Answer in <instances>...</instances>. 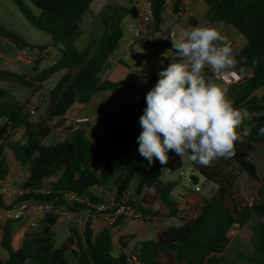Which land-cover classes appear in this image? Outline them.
I'll use <instances>...</instances> for the list:
<instances>
[{
    "label": "trees",
    "instance_id": "trees-1",
    "mask_svg": "<svg viewBox=\"0 0 264 264\" xmlns=\"http://www.w3.org/2000/svg\"><path fill=\"white\" fill-rule=\"evenodd\" d=\"M21 10L30 26L51 36L50 45H32L18 32L0 25V37L18 49L37 48L44 52L55 48L59 55L49 67L39 68V58L28 72L0 68V81L21 86L30 91L25 103L0 105V180L8 173L4 149L27 168L29 178L20 189L15 201H5L0 195V208H11L20 201L52 203L53 210L28 232L19 248H13L14 225L8 221L1 226V248L7 259L0 264H71L66 254L70 251L79 264H130L126 254L134 236H125L118 242L113 232L127 216L108 223L97 213V205L113 200L131 207L143 216L144 222L153 224L159 219H176L178 227L158 229L156 238L140 243L137 255L143 264H264V196L260 200L246 201L239 183L246 176L253 185L260 184V176L253 156L264 151V136L258 135L264 126V0H202L209 9L205 20L210 24L232 27L244 38L245 44L234 50L238 61L237 74L248 70L252 74L240 84L227 86L228 97L237 108H247L249 116L238 131L244 128L250 134L243 143L235 145V155L219 158L210 166H201L190 160L199 177L217 185L211 197L189 189L181 198L172 194L175 183L163 185V168L159 160L153 163L138 152L137 137L142 128L139 117L146 108V94L154 87L158 76L148 80L141 89L127 83L101 81L99 74L108 66L109 58L119 48L123 30L119 19H104L110 30L97 40L93 38L87 48L79 52L76 42L84 34L90 7L95 0H30L38 10L34 13L24 0H12ZM150 23L148 32L162 31L167 0H145ZM185 12L184 0H173L172 15ZM138 19L135 7L129 10ZM191 24H195L191 20ZM256 61L253 64V61ZM209 76L213 73L205 68ZM64 72L48 94L44 117L33 122L32 101L45 97L46 83L56 74ZM111 91L133 95L137 102L130 110H123L110 123L104 125V140L90 139L85 126L69 134L63 129L64 116L76 104L88 109ZM6 91L0 89V102ZM40 106L37 105V108ZM63 130L64 139L49 143L48 137ZM169 151L167 155H172ZM168 163V162H167ZM145 166L146 170L141 171ZM137 185L133 188V182ZM112 186L100 196L94 190ZM198 186V184H197ZM63 209L74 213L86 212L88 218L83 232L71 227V235L58 243L54 227ZM250 226V244H243L233 232ZM239 249L234 259L224 258L230 247ZM243 246V245H242ZM115 250L118 254L114 255Z\"/></svg>",
    "mask_w": 264,
    "mask_h": 264
},
{
    "label": "clouds",
    "instance_id": "clouds-1",
    "mask_svg": "<svg viewBox=\"0 0 264 264\" xmlns=\"http://www.w3.org/2000/svg\"><path fill=\"white\" fill-rule=\"evenodd\" d=\"M171 41L178 58L158 73L146 94L147 106L139 117V154L149 165L154 158L167 164L169 151L182 159L187 154L201 166L233 157L236 143L250 134L248 128L238 131L249 113L235 107L228 87L205 71L207 67L215 76L235 75L238 61L232 47L214 26L193 27L183 33V40ZM258 135L264 136V126Z\"/></svg>",
    "mask_w": 264,
    "mask_h": 264
},
{
    "label": "crops",
    "instance_id": "crops-1",
    "mask_svg": "<svg viewBox=\"0 0 264 264\" xmlns=\"http://www.w3.org/2000/svg\"><path fill=\"white\" fill-rule=\"evenodd\" d=\"M139 1L140 0H109V2L105 5L104 10L101 12V14L99 15V17L97 19H89L87 16V20H86V24H85V28H84V34L82 35V37L77 42H82V40H85L82 38L86 36L87 40H86V44L84 46L86 48L89 45V42H91V40L93 38L100 40L104 36L105 32L110 30V28H107L105 26L104 19L105 18L109 19V17L119 19L116 14L119 11L123 10V8L126 7V3L130 4L129 10L131 8L135 7L138 11V14H139L141 11V8H140L141 4ZM184 4H185V12H183V15L181 17H178L177 15H172L171 17H172V23L173 24L169 28L164 29L162 27L161 32L152 33L149 31L148 33L145 34L146 39L148 38V40L152 39L154 41V43H155L154 49L157 51V54L163 56L164 53H166V51H175V49L173 48L172 41H171L172 38L169 37V34L171 31H174L176 34L175 38H173V39H175L179 42V41L183 40V33L186 30H190L191 28L197 27V26H200V27L214 26L218 31H220L221 35L224 37V42H227V41L232 42L233 51L239 50L245 44L244 38L241 37L240 35H238L237 32L232 27L226 26L224 24H210L205 20V15H206L209 7L202 0H184ZM191 20H193V22L195 24H191ZM136 23H137V20H136ZM30 30L31 29H28V27H27V31L29 33H31ZM126 36H127V31L123 30V38L120 41L119 48L110 57V58H116V60H117L116 65H117V67L120 68L119 73L116 74V76L114 77L110 72H108V69L112 65L111 63H108V66L106 67L104 79H100V80L101 81L109 80L112 82L121 81L122 83L131 84L135 87L142 89L143 86H141V84H139L138 82H134V84L127 82V79L130 77V75L132 73V68H138L142 65H145V66L147 65V64H145V61L141 62L145 56H142L138 52L140 51V48H142V46H145L149 43H148V41H145L144 43H140V44L134 43V44H132L131 47H129L128 51L124 54V56H118V52H120V50L122 48L123 40L126 38ZM54 50H56V49L50 47L49 49H47L44 52H41V53L39 52L35 61H37L41 57L44 59L43 62H46L45 59H48L51 56L50 54L52 52H54ZM142 51H143V48H142L141 52ZM23 52H25V51H23ZM23 55H26V53ZM17 56L18 57H16V58H10V60L13 61L17 67L16 70H14V71L25 72V73L30 71L29 68L31 67V63H30L31 60L30 59L29 60L23 59V57H19V55H17ZM166 56H168V55H166ZM57 58H58V56L52 57V59H48V61L46 62L47 66H45V67H49L50 65H52L57 60ZM161 70L162 69H155L154 67H150L149 69L143 70L142 74H143V79H144L146 85L148 83V80L153 76H158V73ZM251 74H252V71L248 70L245 73H243L242 75H239L236 72H235V75H227V76H225V75H220V76L213 75V80L216 83L222 84L224 86H229L232 84H240V83L244 82L247 78H249L251 76ZM134 81H137V80H134ZM50 89L51 88L45 87V91H44L45 96L48 97ZM6 94H7V92H6ZM136 102H137V98L132 97L131 95L124 94L121 97H116L113 95L105 94L101 98H99L94 103V105H92L88 109H83L80 105L76 104L72 107V109L70 111H72L76 116H79V117H89L93 120H101L102 121V123L98 126H93L91 124L85 126V127H92L93 128V130H91V132L89 133V136L91 137L90 139H94L96 141H97V139H99V141H97V142L101 143L105 138V132L102 133V131H100V128H102V130L104 131V129H103L104 125L110 123L112 120H114L116 117H118L119 114L121 113V111L130 110L135 105ZM30 107L33 110L31 120L34 122V121H36V120H34V115H36L37 111H39V113H43L45 115V110L47 108V105L43 104L42 106L37 108V106H35L32 102V105ZM110 110H114V112L109 113ZM64 134L65 133L63 132V130H61V131L53 133L51 135H53V136L60 135L61 136ZM86 134H87V132H86ZM49 137H48V142H49ZM51 143H55V142H51ZM3 152H4V156L6 157V164L8 167V173H7V176L5 177L4 180L6 181V184L8 186H10L11 188H14L16 190H19L21 192L20 187L25 181L28 180L30 174H29L27 168L24 167L13 156V154L8 149L5 148ZM172 171L173 172L175 171V169L173 167H172ZM198 184H199V182H198ZM136 185H137V180H135L133 188H135ZM111 186H112V182L109 183L106 187H102L101 189H95L94 192L96 195L100 196L103 191H107V189H109ZM198 187H200V186L198 185ZM202 191H203V189L201 188V192H199V193H202ZM3 200L8 201V202L12 201V200H9V199L4 198V197H3ZM79 215L83 216L85 218L86 217L88 218V214L86 212H81V213H79ZM44 218H45L44 214L39 213V212H35V213H32V214L24 217L23 219H21L17 223H15L14 234H13V243H12L14 246V249L17 250L19 248L20 243L23 240L24 236L28 232L32 231V229L35 227V225L38 224L39 222H41ZM63 220L64 219L60 218L54 227V231L57 234V238L59 237L58 236L59 230H61L63 235L68 234V237L71 235V231H70L71 225H69V223H67ZM160 220H170V219H159L156 221H160ZM172 225H175V224L172 223ZM1 226L2 225H0V230H1ZM171 227H173V226H171ZM158 229H167V228L157 227L154 223L153 224H149V223H145V222L142 223L141 220L136 221V220H133L131 218L130 219L126 218L124 220V222L114 231V232H116L115 236L117 238H115L114 232H113V237H114V240H116V242H118L120 239H122L125 236H134V239L130 243V244L134 245L133 249L130 250V253H129V255L131 256L132 253H138V251L140 249V243L145 241V237H144L142 240H138L137 242H135V240H137L138 235L140 233H143V235L147 237L146 240L155 239ZM70 253L71 252L69 251L66 254V256L69 259V261L71 262V264H79L77 259L74 258L71 260V258L68 257ZM7 258H8L7 254L4 255L2 252H0V259L5 261Z\"/></svg>",
    "mask_w": 264,
    "mask_h": 264
},
{
    "label": "rangeland",
    "instance_id": "rangeland-1",
    "mask_svg": "<svg viewBox=\"0 0 264 264\" xmlns=\"http://www.w3.org/2000/svg\"><path fill=\"white\" fill-rule=\"evenodd\" d=\"M26 6L32 10L34 13H37L38 10L31 4L30 0H24ZM109 2V0H95L93 2V4L90 7V12L88 15L89 19H97L99 17V15L101 14V12L104 10L105 5ZM141 6L140 8L146 9L147 5L145 0H140L139 1ZM129 8H130V4L126 3V7L123 8V10L119 11L116 15L119 18V22H120V26L123 30L127 31V36L126 38L123 40V44H122V48L120 50V52H118V56H124V54L128 51L129 47L132 46V44L137 43H144L145 41H148L149 44L142 46L143 51L141 52L142 48H140V51L138 53H140L142 56H145L144 59H142L141 62L145 61V65H142L138 68H132V73L130 75V77L127 79V82L133 83L134 82H138L139 84H141V86H143L142 89H146L147 85L143 79V74L142 71L145 69H149L150 67H154L155 69H163L166 68L168 66V64L171 62V60H176L177 54L175 53V51H166V55L168 56H162L157 54V51L154 49L155 43L154 41L148 40V38L146 39V35H142L141 37H136L135 36V30L137 27V23L136 20L133 19L129 13ZM172 8H173V0H167V5L165 8V22L163 25L164 29L169 28L173 23H172ZM111 11V10H110ZM0 25L4 26L5 28L14 30L16 32H18L28 43L33 44V45H50L51 44V36L48 34H45L43 32H40L38 30H36L35 28H33L32 26L29 25V23L27 22L25 16L23 15V13L21 12L20 8L12 1V0H0ZM27 27L28 29H31V33H29L27 31ZM82 42H76L75 44V48L79 51L82 52L84 51L86 48L84 47L86 44V36L83 37ZM84 41V42H83ZM84 43V44H83ZM90 44V42H89ZM25 51V52H23ZM54 50V52H52L50 55V57L48 59H52V57H57L59 55L58 51ZM26 55H23L25 54ZM39 54V50L37 48L31 49V48H26L24 50L21 49H17L15 48V46H13L10 42H8L7 40L3 39L2 37H0V68L2 69H6V70H16V65L13 61L10 60V58H16L18 57L17 55H19V57H23V59H27V60H31V67L29 68V70H32V68L36 65V57ZM140 55V56H141ZM15 56V57H14ZM48 59H45V61L47 62ZM46 62H43L41 64V66L39 68L43 69L45 66H47ZM117 60L116 58H110L108 60V63H111V67L108 69V72H110L114 77L116 76V74L119 73V67H117ZM105 72H106V68H104L101 73L99 74V78L100 79H104L105 76ZM64 72H60L56 75H54L47 83H46V88H52L54 85L57 84V82L61 79V77L63 76ZM137 80V81H134ZM121 81H115V83H120ZM144 82V83H143ZM137 83V84H138ZM227 87V86H226ZM0 89H3L7 92L6 96L4 97V99L0 102V105L3 103H12V102H21V103H25L29 97L30 91L15 85V84H10V83H6V82H1L0 81ZM264 93V88L260 91L257 92V95H262ZM107 95H113L116 97H121L124 95L123 92L121 91H111L106 93ZM132 97H135L131 94ZM33 104L35 106L39 105L42 106L43 104L48 105V97L45 96L43 98L42 101L39 100L38 96L34 98V100L32 101ZM38 114V115H37ZM44 117L43 113H39V111H37L36 115H34V122H38L40 121L42 118ZM87 135L89 138H91L89 136V133L91 132V130H93L92 127H85ZM100 131H102V133H104V131L102 130V128H100ZM64 135H58V136H53L51 135L49 137V142H57L59 140H63L64 139ZM97 141H99V139H97ZM262 152V153H261ZM253 161L257 166L258 169V173L260 176V184L259 185H253L252 182L249 181V179L246 176H243L240 180L239 186L241 188V190L243 191V198L250 202L253 200H260L263 198L264 196V151H259L257 154H255L253 156ZM172 167L175 169V171H172ZM146 170V167L143 166L141 168V171L144 172ZM181 172H185L186 173V177H183L180 175ZM192 175H197V173L195 172L194 168L191 165L190 159L188 157L187 154L184 155L183 159L181 156L177 155L175 153V151H173L172 155L170 156L167 165L163 168V174H162V178H161V182L163 185H166L169 182H174L176 185L174 187V190L172 192L173 196L175 198H181L184 194L187 193V191L189 189H195V185H193L190 182V177ZM135 182V181H134ZM133 182V185H134ZM202 189V195L206 196V197H211L212 194L217 190V185L210 182L209 180L203 178V177H199V184H198ZM134 187V186H133ZM128 219H130L127 216ZM87 220V217L85 218ZM67 223H69V225H71V227L74 225L67 221V220H63ZM139 221V220H138ZM142 223H144L143 220H141ZM257 222V220H252L250 222L249 226H245L242 229H238L235 230L233 232V235L238 238L241 239L242 241V245L240 246L239 249H245L246 247H249V240L251 237V233H250V226L254 225ZM175 224V225H172ZM154 224L157 227L160 228H170L171 226L173 227H178L180 225V222L176 219H170V220H160V221H156L154 222ZM71 231V230H70ZM58 242L61 243L63 242L67 237L68 234L63 235V233L61 232V230L58 231ZM114 232V236H115ZM145 237V240L147 239L146 236L143 235V233H140L137 237V240H135V242H137L138 240H142ZM115 238H117L115 236ZM1 241H2V230H0V252H2L4 255L7 254L6 251L1 249ZM116 241V240H115ZM13 246V245H12ZM134 247L133 244H130L129 248L126 249V254L130 253V250H132ZM14 248V246H13ZM237 248H235L234 246H230L226 252L224 253V258L228 259V260H232L235 258V256L238 253ZM118 251L115 250L114 255H117ZM72 259H74V256L70 253L69 256Z\"/></svg>",
    "mask_w": 264,
    "mask_h": 264
},
{
    "label": "built area",
    "instance_id": "built-area-1",
    "mask_svg": "<svg viewBox=\"0 0 264 264\" xmlns=\"http://www.w3.org/2000/svg\"><path fill=\"white\" fill-rule=\"evenodd\" d=\"M183 12L179 13L177 16L181 17ZM150 15L148 14L146 9H141L138 19H137V27L135 30V36L141 37L142 35L148 33L147 24L150 23ZM175 32L171 31L169 34L170 38H175ZM229 44L231 47L233 46L231 41L225 42ZM114 110H110L109 113H113ZM102 123L101 120H93L89 117H79L76 116L72 111H68L64 116V125L63 129L66 130L67 133L72 134L77 130L81 129L86 125L98 126ZM181 176L186 177L185 172L180 173ZM195 191L201 192V188L195 185ZM21 192L14 188H11L6 184L5 180H0V195L9 200L15 201L19 198ZM53 210L52 203H42L39 201H20L17 202L11 208H1L0 209V225L8 221H18L23 219L24 217L39 212L44 214L45 216ZM97 213L103 216L104 220L108 223H114L120 216H128L133 220H143V216L140 213L135 212L131 207L120 204L116 201L103 202L97 205ZM60 218L71 222L74 227L77 228L79 232H83L86 224V219L83 216H80L78 213H74L72 211L63 209L60 211ZM38 224L35 225L37 227ZM130 264H143V262L138 258L137 255H131L129 258Z\"/></svg>",
    "mask_w": 264,
    "mask_h": 264
},
{
    "label": "water",
    "instance_id": "water-1",
    "mask_svg": "<svg viewBox=\"0 0 264 264\" xmlns=\"http://www.w3.org/2000/svg\"><path fill=\"white\" fill-rule=\"evenodd\" d=\"M190 182L193 184V185H197L198 182H199V175H192L190 177Z\"/></svg>",
    "mask_w": 264,
    "mask_h": 264
}]
</instances>
